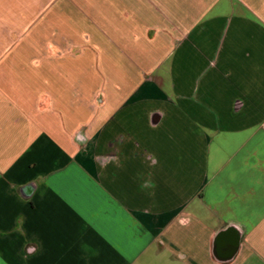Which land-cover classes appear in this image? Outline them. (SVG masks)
I'll return each mask as SVG.
<instances>
[{"label": "crops", "instance_id": "0c3cea01", "mask_svg": "<svg viewBox=\"0 0 264 264\" xmlns=\"http://www.w3.org/2000/svg\"><path fill=\"white\" fill-rule=\"evenodd\" d=\"M0 264H264V0H0Z\"/></svg>", "mask_w": 264, "mask_h": 264}]
</instances>
